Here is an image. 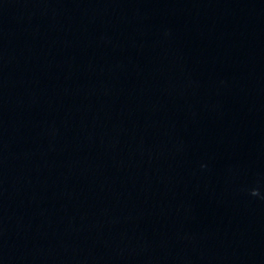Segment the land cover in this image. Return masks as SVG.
Returning <instances> with one entry per match:
<instances>
[{
  "label": "clouds",
  "instance_id": "clouds-1",
  "mask_svg": "<svg viewBox=\"0 0 264 264\" xmlns=\"http://www.w3.org/2000/svg\"><path fill=\"white\" fill-rule=\"evenodd\" d=\"M253 194H255V193H253Z\"/></svg>",
  "mask_w": 264,
  "mask_h": 264
}]
</instances>
